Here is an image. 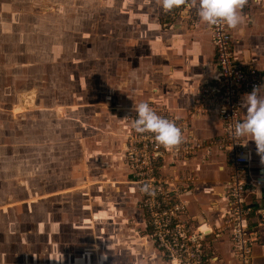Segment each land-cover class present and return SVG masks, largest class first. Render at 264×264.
<instances>
[{
  "label": "crops",
  "instance_id": "obj_1",
  "mask_svg": "<svg viewBox=\"0 0 264 264\" xmlns=\"http://www.w3.org/2000/svg\"><path fill=\"white\" fill-rule=\"evenodd\" d=\"M110 1L114 6L108 11V16L114 17L115 21H104V25L109 24L100 35L106 44L102 59L105 66L104 88L96 96L91 91V80L85 81L83 86L79 82L77 103L73 101L69 107L84 113L85 109L89 110L86 119L76 118L73 121L69 140L75 142L79 156L84 152L88 153L94 162H102L105 166L101 167V171L93 170L95 177L88 175L87 183V176L80 175L82 165L73 164L68 169V174L72 175L68 178L72 183L71 187L59 186L58 182L56 191L48 193L46 200L53 198L50 197L53 195L62 199V202L57 203V214L60 228L58 234L64 241L60 253L65 256L64 264H101L98 259L100 260L102 252L98 246L103 236L106 241L102 242L103 247L100 248L106 256L104 264H114V259H118L119 264H167L162 252L152 242L142 243L149 230L144 212L138 209L131 215L128 213L130 209L133 210L132 207H136L141 196L137 187H131L128 168L122 161H118L117 152L123 148L124 138L129 132L123 116L141 102L155 103L168 109L174 116L185 119L189 123V136L193 141H209L222 135L223 127L216 117L191 118L189 110L194 100L193 90L208 82L215 73L210 26L200 21L195 0H188L191 8L181 6L171 11L163 9L161 0ZM134 4L138 7L134 8ZM240 11L242 23L237 29H230L233 52L240 62L252 65L261 72L264 84V0H245ZM95 96L96 100H93ZM65 108L60 106L57 109L61 111ZM51 110L50 106H45L41 111ZM244 115L243 109L241 121ZM68 122L70 121L66 117L58 120V128L47 141H64L59 138V126L64 127L70 124ZM42 124L46 125L44 121ZM244 140L246 142L245 138ZM82 143L88 146L83 147ZM246 147L250 157L251 183L245 201L255 212L251 216V226L260 235V241L253 249V264H264V162L256 154L254 142L249 141ZM200 157L198 155L176 169V173H183L194 179L190 194L185 196L188 202L185 219L194 230H203L227 213L223 198L229 176L226 157L218 150H214L205 162ZM164 173L169 174L171 170L165 169ZM106 176L112 180H94L96 177ZM86 187L90 199L99 197L97 193L100 188L110 189L115 194L112 198L104 199L106 201L101 199L102 207L98 201L93 200L95 205L98 204L94 207V212L88 214L85 209L82 211L83 216H88L85 229L77 227V222L82 220L73 209L76 201L74 203L70 200L80 194V204L85 202V189H81L79 193L73 192ZM67 190L72 191L67 193ZM91 204L93 207L94 204ZM133 218L136 219V225L130 228L127 223ZM93 222L94 231L91 226ZM139 225L142 227L141 231L137 229ZM64 229L68 231L64 232ZM80 229H85V232L78 231ZM109 231L111 235H106ZM143 232L145 235H141ZM206 246L216 257L212 261V256L209 255L207 264L234 263L228 233L217 241L207 240ZM108 258L114 259L109 261ZM49 260L52 263L50 255ZM55 263L63 264L57 261Z\"/></svg>",
  "mask_w": 264,
  "mask_h": 264
},
{
  "label": "rangeland",
  "instance_id": "obj_2",
  "mask_svg": "<svg viewBox=\"0 0 264 264\" xmlns=\"http://www.w3.org/2000/svg\"><path fill=\"white\" fill-rule=\"evenodd\" d=\"M113 6L110 0H0V264L65 262V256L60 254L64 241L58 234L57 214V203L62 199L56 195L46 199L48 193L56 191L58 182L59 186L71 187L68 178L72 175L68 174V169L73 164L82 165L80 175L87 176V183L88 175L95 177L93 170L101 171L105 166L94 162L88 153L79 156L75 142L69 140L73 121L86 119L89 111L85 109L84 113L69 107L77 99L79 82L83 86L85 81L91 80V91L96 96L104 88L102 59L106 44L100 35L109 24L104 25V21L114 18L108 16ZM45 106H50L51 112H42ZM60 106L66 108L60 111L57 109ZM17 107L22 111H15ZM64 117L70 121L64 127L59 126V138L64 141H47L58 128V120ZM126 142L127 136L117 155L118 161L128 168L123 157ZM107 176L94 180L110 179ZM87 187L73 192L85 189L84 205L80 204V194L70 200L76 201L73 209L82 220L77 222L78 228H85L88 222V216L82 215L84 209L88 214L94 212L98 205L94 201L101 206V199L106 201L104 199L115 194L110 189L100 188L99 197L90 199ZM137 192L141 196L138 187ZM132 208L129 214L138 209L143 212L140 201ZM127 225L135 227L136 219L129 220ZM91 226L94 231L95 223ZM141 228L139 225L138 231ZM85 229L78 231L85 232ZM110 232L106 235H111ZM148 233H141L145 235L142 243L151 242ZM103 237L98 246L102 254L104 250L100 246L106 241ZM117 261L114 259V264H119Z\"/></svg>",
  "mask_w": 264,
  "mask_h": 264
},
{
  "label": "built area",
  "instance_id": "obj_3",
  "mask_svg": "<svg viewBox=\"0 0 264 264\" xmlns=\"http://www.w3.org/2000/svg\"><path fill=\"white\" fill-rule=\"evenodd\" d=\"M210 32L215 73L208 82L193 90L194 100L189 110L191 118L216 117L223 127L221 136L209 141H193L185 119L174 116L165 107L148 103L182 132V143L170 150L159 145L152 134L134 130L136 114L133 110L123 116V122L129 126L123 157L131 183L141 192L140 206L151 228L147 235L167 264H207L209 255L215 260L214 253L212 255L206 246L207 240L217 241L227 233L231 237L233 264H253V249L260 241L259 232L251 226L255 212L245 201L251 183L250 157L247 147L242 146L244 138L234 143L232 125L241 121L242 96L263 84V77L255 67L235 57L230 29L217 25L210 27ZM214 150L224 153L229 169L223 195L227 213L203 230H194L185 219L188 207L185 196L190 194L194 179L176 173V169L198 155L205 162ZM165 169L171 173L165 174Z\"/></svg>",
  "mask_w": 264,
  "mask_h": 264
},
{
  "label": "clouds",
  "instance_id": "obj_4",
  "mask_svg": "<svg viewBox=\"0 0 264 264\" xmlns=\"http://www.w3.org/2000/svg\"><path fill=\"white\" fill-rule=\"evenodd\" d=\"M165 11L184 6L191 8L188 0H161ZM245 0H196L197 15L200 21L210 27L222 25L237 29L242 23L241 9ZM240 108L244 109V119L232 125L233 141L245 138L246 146L254 142L256 154L264 162V84L254 87L241 98ZM133 127L137 133H150L154 140L166 149H175L182 143V132L173 121L158 115L147 102H141L133 109ZM237 144V143H235ZM106 259L103 254L100 262Z\"/></svg>",
  "mask_w": 264,
  "mask_h": 264
},
{
  "label": "bare ground",
  "instance_id": "obj_5",
  "mask_svg": "<svg viewBox=\"0 0 264 264\" xmlns=\"http://www.w3.org/2000/svg\"><path fill=\"white\" fill-rule=\"evenodd\" d=\"M32 98H33V97H31V100H32ZM28 100H29V99H28ZM22 107H23V106H22ZM19 109L21 110V108H20V107H17V108H15V111H17V112H18V111H19ZM21 111H22V110H21Z\"/></svg>",
  "mask_w": 264,
  "mask_h": 264
}]
</instances>
